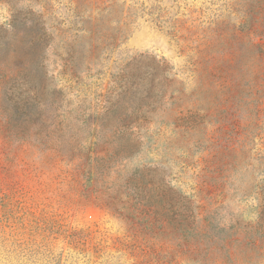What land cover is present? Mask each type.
<instances>
[{
    "label": "rangeland",
    "instance_id": "1",
    "mask_svg": "<svg viewBox=\"0 0 264 264\" xmlns=\"http://www.w3.org/2000/svg\"><path fill=\"white\" fill-rule=\"evenodd\" d=\"M70 1L18 3L20 11L44 15V47L31 43L37 31L30 24L10 27L12 8L0 2V251L22 252L6 263L50 264L54 254L62 264H264L263 114L249 142L227 139L236 150L226 170L216 171L220 157L209 148L224 136L211 117L193 136L154 126L135 156L104 176L89 173L107 140L93 124L115 98L120 73L163 61L169 86L190 97L201 87L200 59H209L225 68L235 62L249 86L256 48L248 41L257 44L259 37H246L251 19L244 22L257 0H89L79 12ZM83 21L95 25L86 38ZM9 56L44 58V74L31 79L38 103L31 119L15 111L28 78L4 69L12 65ZM208 89L201 109L217 103L215 84ZM140 172L157 193L168 183L192 203L191 237L144 232L139 221L99 206L112 195L107 186L125 185Z\"/></svg>",
    "mask_w": 264,
    "mask_h": 264
},
{
    "label": "trees",
    "instance_id": "2",
    "mask_svg": "<svg viewBox=\"0 0 264 264\" xmlns=\"http://www.w3.org/2000/svg\"><path fill=\"white\" fill-rule=\"evenodd\" d=\"M0 2L12 8V19L9 23L12 29L19 30L22 25L30 24L37 31V35L31 38V43L41 47L46 45L47 32L43 14L32 10L20 11L17 6L21 0H0ZM85 2H89V0H71L70 4L74 7V12H79L75 10L80 9ZM256 2V5H259L257 10L253 14H249L244 22L245 25L251 19V28H249L246 37H249L250 33L254 37H259L257 44L248 41L253 48H256L255 57L250 60L254 70L248 81L249 86L242 84V75H238L235 62L229 63L231 68H225L216 65L218 61L212 60L211 62L209 59H200L198 63L200 72L196 73V81L201 87L195 93H191L190 97H187L185 92L179 93L176 88L169 86L167 80L171 74L169 67L163 61L153 58L152 64L149 65L150 68H140L139 72L130 70L120 73L114 81L117 88L115 98L98 115V123L93 124L95 129L93 130L92 126L88 127L89 131L104 132V139H107L100 145L103 152H97L99 156L97 154L92 162L89 161L92 163L89 172L91 175L98 173L104 176L115 166L122 164L124 160L135 156L143 144L141 137L152 131L154 126L157 128H161L162 125L170 126L176 134L193 136L204 128V121L211 117L220 125L218 131L224 134L222 143L225 142V144H211L212 148L211 146L209 148L213 151L216 149V156L220 157L219 160L216 157L218 160L216 171L226 170L229 165L226 162L228 154L236 150L235 144L231 148L229 146L231 141L226 142L227 139L231 135H239L242 136L241 143L249 142L261 115L264 116V0ZM83 23L88 25L81 30L86 38L87 35L93 33L92 28L95 25L85 21ZM1 30L4 32V37L10 36L9 30L3 28ZM76 38L77 36L74 39ZM97 48L98 46H93L94 51ZM30 57L23 62L24 58L9 56V62L12 65L10 66L6 62L3 67L4 69L12 68L10 71L13 76L28 78V81L26 80L24 83L25 92L16 95L14 108L19 114L26 115L31 119L30 112L35 105L38 106L35 98L36 91L32 86L31 79L44 74L45 68L42 56ZM16 61L18 62L15 63ZM213 84L217 89V96H215L217 103L209 109H201V103L206 100L205 95L209 92L208 86H213ZM244 88L246 89L244 90ZM25 95L31 96L25 97ZM194 99L196 102L189 105V102ZM241 146H245V144H241L240 148H242ZM101 153L102 156H100ZM145 178V173L143 175V172H140L138 175L133 174L125 185L111 184V186H107L106 190H111L112 195L107 196L106 201L101 199L99 206L102 209L113 211L132 223L139 221L144 232L152 233L155 230H160V233L166 237L169 235L191 237L194 230L192 203L178 194L168 183H165L161 192L157 193L152 184L153 181H147ZM122 189L124 193L120 191ZM122 194L127 197L125 201ZM2 242L1 244H4V240ZM251 243L255 246V242ZM3 249L0 251L2 257L0 264H8L6 261L9 255L18 256L22 253L18 252L17 248L9 251H6L5 247ZM29 254L30 256L43 255L42 252L36 250H30ZM36 260L41 261L40 259ZM49 263L62 264L61 256L53 254Z\"/></svg>",
    "mask_w": 264,
    "mask_h": 264
}]
</instances>
